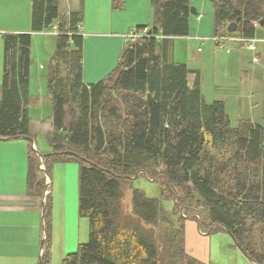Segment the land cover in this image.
<instances>
[{"label": "trees", "instance_id": "16d2710c", "mask_svg": "<svg viewBox=\"0 0 264 264\" xmlns=\"http://www.w3.org/2000/svg\"><path fill=\"white\" fill-rule=\"evenodd\" d=\"M84 1L63 15L61 0H32V32H58L47 74L52 153L43 162L30 141L32 34L3 37L0 139L30 144L27 189L45 199L41 264H52L47 178L70 163L79 166L78 215L89 221V240L59 264H201L186 247L188 221L202 232L225 229L263 264L264 118L234 126L222 101L206 100L200 71L172 61L174 41L190 34L192 0H151L153 24L138 26L114 70L92 84L83 78ZM213 3L215 37H256L264 0ZM142 177L159 185L158 197L135 187Z\"/></svg>", "mask_w": 264, "mask_h": 264}, {"label": "crops", "instance_id": "0c3cea01", "mask_svg": "<svg viewBox=\"0 0 264 264\" xmlns=\"http://www.w3.org/2000/svg\"><path fill=\"white\" fill-rule=\"evenodd\" d=\"M66 2L70 4L68 7L69 11H73L72 7L75 5L80 6L79 0H61V9ZM206 2V0L203 2L204 10ZM85 3L86 8L89 7V15L86 13V17H88L85 22V31L81 30L84 37L83 78L87 84H92L91 82L102 80L105 75L107 76L115 68L128 36L134 32H128L132 25L134 23L143 24L141 26L150 25L152 5L151 0H128L124 9L118 11L112 7V0H85ZM127 10L131 13L125 18ZM92 14L94 16L93 19L91 17ZM136 19L140 20L135 22ZM200 28H202V24ZM6 33H31L33 37L29 115L35 147L40 150L37 140L38 132H34V130L36 129L35 125L39 122H44V119L32 118L31 112L35 109L38 110L34 112H42V110L48 108V110L51 109L53 115L52 98L47 88V74L53 52H48V59L39 61L38 57L34 58V48L36 41L38 40L39 42V38L42 40L51 38L56 40V34L54 29L41 33L32 32V0H0V92L4 73L5 49L3 37ZM258 39L264 42L263 36ZM89 40H92V42L88 43ZM175 41L171 52L172 61L185 63L191 69L200 71L201 88L208 102L222 101L226 106L232 123L238 124L241 119H251L254 122H258L252 101L253 94L258 90L257 84L247 73L242 76V72L239 71L240 67L246 62L245 56H249V51L252 50L250 47L245 48L242 43L227 41L225 44L230 42L231 47H229L228 53L220 55L219 52L213 50L212 41L207 40L206 43H204L205 41L201 43L203 50L198 48L199 51L201 50L199 58L195 60L188 54L180 59L181 54L175 49ZM197 43L199 44L198 41ZM217 45L220 44L217 43ZM263 46L264 43H262L261 47ZM255 47L257 50V45ZM252 51L255 52L254 50ZM103 54L110 56L108 65L104 64L106 62L104 59L100 67L92 68L89 66L90 59L100 58V55L103 56ZM88 74L91 76L90 79ZM35 78H38V91H36V88L33 89ZM45 88L48 90L47 94H45ZM212 91H214L213 94ZM36 96L38 97L37 99L34 98ZM244 111L248 112L249 118H240ZM233 114L237 115L236 119L233 118ZM52 115L47 120L48 134L53 130ZM29 149L30 144L25 139H0V264L41 263L43 241L46 238L44 231L45 199L30 194L27 189ZM49 150L44 149L41 152L46 154L49 153ZM73 164L75 163L57 164L54 168V175L57 173L61 176L64 174L69 175L71 179L70 204L75 209L76 202L73 198V191L78 187L79 167ZM47 180L49 185L53 183L51 177L47 178ZM49 185L48 192L51 191L49 190ZM53 222L51 233L52 259L57 252H61L63 259L67 253L75 252L81 243L80 236L83 221L75 211L70 212L65 220H58V236L55 234Z\"/></svg>", "mask_w": 264, "mask_h": 264}, {"label": "rangeland", "instance_id": "374dc122", "mask_svg": "<svg viewBox=\"0 0 264 264\" xmlns=\"http://www.w3.org/2000/svg\"><path fill=\"white\" fill-rule=\"evenodd\" d=\"M67 1V0H66ZM206 8L204 10L203 8V2L204 0H192V7L197 9L199 11V16H192L190 21V34L186 38H180L175 41V49L177 52H179L180 59L183 57H186L188 54L189 56L193 57L195 60L199 58L201 55V50H203L202 44L203 41L206 43L207 40L212 41V48L216 52H219L221 54L228 53L229 47H231L230 42L224 44L226 46H220L217 45L216 37H215V15H214V4L212 3V0H206ZM80 2V0H79ZM85 6H82L81 12L83 13L84 17H86V13L89 15V7L86 8V3L84 1ZM69 3L66 2L64 4V7L61 9V12L63 15L69 14L71 11L69 7ZM88 6V5H87ZM73 8V11L79 10L81 7L79 5H75ZM120 11V10H118ZM124 13V12H122ZM130 11L125 12V18L130 14ZM122 15V14H121ZM88 17V16H87ZM87 17L84 18V22L81 23V30L85 31V22L87 20ZM93 19V14L91 15ZM200 19V20H199ZM140 19H136L135 22H138ZM143 20V19H141ZM151 25L153 24V19L151 20ZM202 24V28H200V25ZM143 24L134 23L132 27L128 30L134 31L137 29V26H141ZM51 29L47 30L50 31ZM53 30V29H52ZM46 32V31H45ZM89 36V35H88ZM261 36L264 37V27L259 26L257 29L256 37L253 39L255 41V45H257V50L253 52L252 50L249 51V56H245V64L240 67L239 71H241V75L247 73V75L253 79V81L256 82L258 90L253 94V103L255 108V117L258 122H262L264 118V46H262L263 40L258 39ZM33 38V37H32ZM199 42V44L197 43ZM92 42V40H89L88 43ZM35 45V44H34ZM242 45L247 48L250 47V43H244L242 42ZM198 48H201L199 51ZM56 50V40L54 39H47L42 40L39 38L36 41V45L34 48V58L38 57L39 61H42V59H48V52L52 51L53 53ZM52 53V54H53ZM261 54V55H260ZM47 56V57H46ZM100 55V58L97 59H90L89 66L93 67H100V64L103 63L104 59L106 62L105 65H108L110 62V56L103 54V56ZM256 58V59H254ZM114 70V69H113ZM112 70V71H113ZM111 71V72H112ZM101 72V71H100ZM110 72V73H111ZM109 74V73H108ZM255 74V76H253ZM106 76V75H105ZM88 78L90 79L91 76L88 74ZM91 82V83H97ZM260 84V85H259ZM38 78H35L33 81V89L36 88V91H38ZM47 88H45V94H47ZM214 91H212V94ZM37 99L38 97H34ZM37 103V101L35 100ZM39 104V103H38ZM37 106V104H35ZM35 106V107H36ZM40 108V106H39ZM38 110V109H35ZM34 110V111H35ZM33 111V112H34ZM31 112V117L35 119L43 120L44 122H39L35 125L34 132H38L37 140H38V146L40 148L39 153H42L41 151L49 150L50 154L52 153V148L49 145L48 142V118L51 117V109L48 110V108L42 110V112ZM234 119L237 118V115H232ZM250 115L248 112L244 111L243 115L240 118H249ZM234 126L237 123H232ZM40 132V133H39ZM36 134V133H35ZM77 165L78 164H73ZM62 167V166H57ZM79 167V166H78ZM61 171V170H60ZM53 183L51 184V187L49 186L51 192H52V215H53V224L55 225V234L58 236V228L59 223L58 220H65L70 212L75 211L78 215V187H76L73 191V198L76 202L75 209L70 204V182L71 179L69 178L68 174H64L63 176L53 174ZM135 187L140 188L143 190L147 196L149 197H158L159 196V185L148 180L147 178H139L134 183ZM48 188L46 189L45 194L47 195ZM72 197V193H71ZM130 200L131 195L130 191L128 194H125V204L127 205V208L130 209ZM165 208H168L166 204H164ZM79 216V215H78ZM82 222V229H81V243H86L89 240V221L87 218H80ZM186 247L189 250V252L197 258L201 264H255L254 261H252L250 258H248L235 244L233 237L229 232H227L225 229L220 228L216 229L214 231H208V232H202L200 228L198 227V224L195 221L187 222L186 224ZM62 229V226H61ZM58 240V238H57ZM59 250V248H58ZM71 253V252H70ZM68 254V253H67ZM64 258V257H63ZM62 260L61 252L55 255V257L52 259V264H59ZM264 264V263H263Z\"/></svg>", "mask_w": 264, "mask_h": 264}, {"label": "built area", "instance_id": "2783aa9c", "mask_svg": "<svg viewBox=\"0 0 264 264\" xmlns=\"http://www.w3.org/2000/svg\"><path fill=\"white\" fill-rule=\"evenodd\" d=\"M55 34H57V28H54ZM230 41V42H238V43H250V48L252 50H256L255 47V41L253 39H239V38H233V37H216V42L220 44V46H223L225 42ZM256 59V58H255Z\"/></svg>", "mask_w": 264, "mask_h": 264}, {"label": "water", "instance_id": "95a60500", "mask_svg": "<svg viewBox=\"0 0 264 264\" xmlns=\"http://www.w3.org/2000/svg\"><path fill=\"white\" fill-rule=\"evenodd\" d=\"M191 15L193 16H198L199 15V12L197 9H195L194 7H191ZM261 26L263 27L264 26V20L261 21ZM237 30V25L235 23H232L231 25H229L228 27V31L229 32H234ZM64 137H66L64 134L62 135ZM26 140V139H25ZM30 141L32 143V146H33V149L35 151H37V153L40 155L41 159H42V162L44 161V158L46 156H48V154H44V153H39V150L35 147V143H34V140L32 138H30ZM46 195V194H45ZM43 244H44V241H43ZM41 264V263H40Z\"/></svg>", "mask_w": 264, "mask_h": 264}]
</instances>
